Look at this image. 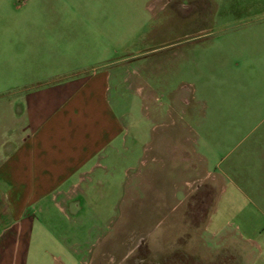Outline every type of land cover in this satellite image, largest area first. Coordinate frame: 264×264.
<instances>
[{"label":"rangeland","instance_id":"374dc122","mask_svg":"<svg viewBox=\"0 0 264 264\" xmlns=\"http://www.w3.org/2000/svg\"><path fill=\"white\" fill-rule=\"evenodd\" d=\"M22 1L0 0V67L37 79L107 70L122 125L105 166L64 209L49 197L42 212L28 208L24 264H264L235 228L220 250L200 238L219 195L206 170L221 177L232 160L239 171L240 112L259 108L264 94L261 81L241 79L260 71L210 67L182 43L192 37L181 38L178 0Z\"/></svg>","mask_w":264,"mask_h":264},{"label":"crops","instance_id":"0c3cea01","mask_svg":"<svg viewBox=\"0 0 264 264\" xmlns=\"http://www.w3.org/2000/svg\"><path fill=\"white\" fill-rule=\"evenodd\" d=\"M178 5L181 38L192 37L182 43L205 52L210 67L258 70L241 80L264 84V0H178ZM31 72L0 67L6 86L0 91V264L25 263L34 222L28 208L42 212L49 197L64 209L83 191L88 172L105 166L102 152L122 130L108 98L107 70L78 68L42 79ZM258 102L259 108L240 112L239 171L232 170V160L222 178L206 170L219 195L200 238L202 247L220 250L232 243L228 228H235L240 239L254 242L263 261L264 94Z\"/></svg>","mask_w":264,"mask_h":264}]
</instances>
